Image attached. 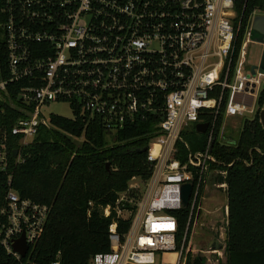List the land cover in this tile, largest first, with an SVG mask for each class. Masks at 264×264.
I'll use <instances>...</instances> for the list:
<instances>
[{
    "label": "built area",
    "instance_id": "2783aa9c",
    "mask_svg": "<svg viewBox=\"0 0 264 264\" xmlns=\"http://www.w3.org/2000/svg\"><path fill=\"white\" fill-rule=\"evenodd\" d=\"M235 1L0 0L9 72L0 80V92L9 83H22L18 95L24 116L10 129L20 144L35 136L39 126H49V116L56 113L42 108L51 103L64 102L71 113L78 110L96 121L110 141L132 124L151 128L145 133L151 174L135 202L129 229L120 235L111 224L110 251L94 254L87 264H156L158 259L160 264H185L191 251L188 244L184 249L191 212L206 177L223 173L210 169L216 163L211 147L218 117L243 119L261 108L264 74L250 72L249 29L237 43ZM197 124H205L207 140L193 151L183 133L192 126L197 130ZM5 150L0 141L2 169ZM187 182L192 184L191 212L178 247L172 211L182 208L181 185ZM212 185L226 190L224 182ZM224 210L227 215V205ZM49 212L48 205L9 188L0 206V247L20 264H37L31 255ZM22 234L25 256L12 249ZM169 253H176L174 263L167 261ZM201 253L209 264L222 257V251L209 248Z\"/></svg>",
    "mask_w": 264,
    "mask_h": 264
},
{
    "label": "trees",
    "instance_id": "16d2710c",
    "mask_svg": "<svg viewBox=\"0 0 264 264\" xmlns=\"http://www.w3.org/2000/svg\"><path fill=\"white\" fill-rule=\"evenodd\" d=\"M234 11L239 44L250 28L253 13H264V0H236ZM8 76L0 33V80ZM21 84L9 83L0 92V141L6 148V166L2 169L0 165V206L11 188L22 198L50 207L43 234L31 255L35 263L58 260L60 264H87L94 254L110 251L111 224L116 225L120 235L129 229L140 191L131 189L126 200L120 197L131 188L132 179L146 182L151 174L146 152H138L146 147L145 133L151 128L132 124L110 141L107 131L96 121H88L74 110L69 117L51 114L49 126H39L35 136L20 144L19 136L12 135L10 129L16 119L24 116L19 109ZM258 102L259 106L264 103V89ZM258 113L241 119V129L233 142L219 138L222 117H218L213 134L211 153L216 163H211L210 169L223 173H212L206 180L226 183L227 205L225 262L219 260L217 264H264V130ZM183 139L196 151L205 146L207 132L192 126L183 133ZM123 211L129 215L124 216ZM188 212V207L172 211L177 216L178 247ZM186 241L187 237L184 249ZM0 264L20 263L0 247ZM185 264H205V257L191 256L188 251Z\"/></svg>",
    "mask_w": 264,
    "mask_h": 264
},
{
    "label": "rangeland",
    "instance_id": "374dc122",
    "mask_svg": "<svg viewBox=\"0 0 264 264\" xmlns=\"http://www.w3.org/2000/svg\"><path fill=\"white\" fill-rule=\"evenodd\" d=\"M260 14L259 11H256L252 15L251 23L253 17ZM251 26V24H250ZM263 50V46L257 42L250 41L247 45V59L250 65L256 64L259 62L260 54ZM262 84L261 88L264 87V76L261 78ZM45 112H53L62 116L69 117L71 115L68 105L64 102L61 103H51L47 107L42 108ZM245 118H252L251 114H246ZM241 129V119L237 117L227 118L221 122V130L219 133V138L225 142H233L237 139L239 131ZM186 135V134H185ZM145 182H142L139 178H134L130 182L131 188L126 190L121 194L122 199L126 200L131 191L138 189L141 197V192L143 191ZM133 189V190H131ZM226 205V200L224 193L215 188L212 185V181L206 180V185L203 188V191L200 193L196 205L193 208V211L189 209L188 218L191 212L189 231L187 235L186 244L190 245L189 253L191 256L196 254H202L201 251L207 249L208 242L213 240L214 237H218L222 240L225 238L226 233V224H227V215L225 214L224 207ZM165 212V211H164ZM124 216H128L127 211H123ZM187 218V220H188ZM225 246V241H224ZM222 257L219 263L225 262V254L222 250ZM160 259H158L156 264H160ZM167 261L174 263L176 261V253H169L167 255ZM205 264H209L205 261ZM217 264V263H216Z\"/></svg>",
    "mask_w": 264,
    "mask_h": 264
},
{
    "label": "water",
    "instance_id": "95a60500",
    "mask_svg": "<svg viewBox=\"0 0 264 264\" xmlns=\"http://www.w3.org/2000/svg\"><path fill=\"white\" fill-rule=\"evenodd\" d=\"M264 24V15H257L253 17L251 26L249 28V38L253 42H257L263 46V50L260 54L259 62L256 64H252L250 67V72L255 74V70L264 74V27L261 25ZM259 122L264 130V103L261 106L259 113ZM196 128L199 132H204L205 124H197ZM146 147L141 148L138 152H145ZM109 164H106V168H108ZM192 184L190 182L184 183L181 185V207L187 208L189 203V197L191 193ZM227 240V234H225L224 241ZM207 248L211 250H219L222 251L224 248V242H219L217 239H213L208 242ZM12 249L15 252H18L21 256H25L27 252V246L24 242L23 234L18 239L13 240ZM213 258H216V254H213Z\"/></svg>",
    "mask_w": 264,
    "mask_h": 264
},
{
    "label": "flooded vegetation",
    "instance_id": "af4514ba",
    "mask_svg": "<svg viewBox=\"0 0 264 264\" xmlns=\"http://www.w3.org/2000/svg\"><path fill=\"white\" fill-rule=\"evenodd\" d=\"M258 15H264V13H260V14H258ZM263 27H264V24H261Z\"/></svg>",
    "mask_w": 264,
    "mask_h": 264
}]
</instances>
